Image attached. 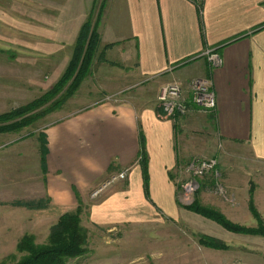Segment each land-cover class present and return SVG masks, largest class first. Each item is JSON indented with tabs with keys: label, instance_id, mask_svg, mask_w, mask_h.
Masks as SVG:
<instances>
[{
	"label": "crops",
	"instance_id": "0c3cea01",
	"mask_svg": "<svg viewBox=\"0 0 264 264\" xmlns=\"http://www.w3.org/2000/svg\"><path fill=\"white\" fill-rule=\"evenodd\" d=\"M44 8L28 19L39 27L36 36L44 34L38 53L64 56V69L82 25L91 19L97 22L99 52L126 75L122 84L103 90L101 99L48 126L45 155L40 138L34 139L30 146L40 154V171L31 181L14 182L17 190L29 200L47 196L62 215L85 202L104 177L128 168L125 180L93 202L92 219L113 225L133 216L142 222L143 213L156 209L172 216L179 209L171 174L179 160L202 155L197 146L203 144L220 170L235 157L245 180L258 184L256 197L264 198V0H45ZM213 49L222 65L212 70L206 52ZM199 77L212 80L217 99L212 112L190 102L188 83ZM174 82L183 87L189 110L168 117L157 96ZM198 119L204 137L190 139L187 133Z\"/></svg>",
	"mask_w": 264,
	"mask_h": 264
},
{
	"label": "rangeland",
	"instance_id": "374dc122",
	"mask_svg": "<svg viewBox=\"0 0 264 264\" xmlns=\"http://www.w3.org/2000/svg\"><path fill=\"white\" fill-rule=\"evenodd\" d=\"M44 1L0 0V114L39 99L67 67L62 69V55L38 53L45 44L44 34L41 31L36 36L39 27L29 23L28 19L34 11L38 15L44 12ZM73 48L69 51L71 56ZM99 48L100 44L88 70L71 94L65 95L71 89L73 78L59 94L49 97L27 114L35 115L30 124L18 130L0 132V264H16L20 260L24 253L18 251L17 245L25 235L32 236L34 245L45 244L51 226L63 211L50 205L47 196L29 200L30 195L21 193L17 190L19 186L14 185L19 179L31 181L38 176L40 154L30 146L35 143L34 139L39 137L42 143L41 135L48 126L101 99L103 90H108L112 83H123L124 68L108 64ZM122 94L123 91L120 96ZM147 95H150L149 91ZM197 121V126H192L187 134L191 135L190 139L202 140L203 122ZM174 127L177 128L176 123ZM197 147L202 155L191 156L189 160L209 158L206 146ZM240 153L243 156V151ZM186 160H179L171 174L177 194L185 179L182 168L188 162ZM225 163L230 167L217 168V176L207 175L199 180V189L190 203H183L177 197L179 211L172 216L156 209L143 213L142 217L147 219L142 222L132 216L127 223L100 224L92 219L91 205L106 191L97 198L87 193L85 202L79 200L80 225L86 235L84 252L67 259L64 264H264V236L228 231L188 209L194 204L217 211L238 226L264 228V198L258 199L255 195L258 184L251 179L245 180L243 166H235V157ZM38 203L47 208L36 206Z\"/></svg>",
	"mask_w": 264,
	"mask_h": 264
},
{
	"label": "trees",
	"instance_id": "16d2710c",
	"mask_svg": "<svg viewBox=\"0 0 264 264\" xmlns=\"http://www.w3.org/2000/svg\"><path fill=\"white\" fill-rule=\"evenodd\" d=\"M97 22L88 19L81 27L77 36L73 53L70 61L60 79L52 86V88L43 94L39 99L0 114V132L14 131L21 127L27 126L34 119L35 115H27L33 109H36L42 103H45L51 96L59 94L66 82L73 78L71 89L66 91L65 95L75 90L76 84L82 79L83 75L89 68L91 61L97 52L99 44V35L96 30ZM75 85V86H74ZM41 152L42 156L46 153L45 134L41 135ZM140 159L142 167L143 186L146 197L148 196V174L146 167V157L144 151L143 137L140 134ZM43 159V158H42ZM78 207L72 212H66L59 216L56 223L50 228L48 240L45 244L34 245L31 235H25L18 242L17 249L24 255L16 264H64L69 258L77 257L84 252L86 235L84 229L80 225L81 208ZM28 207L34 205L26 204ZM43 207V205H36ZM190 211L200 214L210 220H213L224 229L236 233H249L264 236V228L249 229L238 226L227 220L222 214L212 209H204L191 205L188 207Z\"/></svg>",
	"mask_w": 264,
	"mask_h": 264
},
{
	"label": "built area",
	"instance_id": "2783aa9c",
	"mask_svg": "<svg viewBox=\"0 0 264 264\" xmlns=\"http://www.w3.org/2000/svg\"><path fill=\"white\" fill-rule=\"evenodd\" d=\"M210 68L213 70L222 65L220 55L213 49L206 52ZM190 102L198 110L212 112L216 109L217 99L211 78H194L188 84ZM158 103L168 117L185 115L189 108L183 97V89L179 83H170L160 88ZM129 169L124 168L112 173L90 192V197L97 198L115 184L126 179ZM184 181L177 197L183 203H190L199 189V180L207 175L217 176V162L214 158H193L183 165Z\"/></svg>",
	"mask_w": 264,
	"mask_h": 264
}]
</instances>
